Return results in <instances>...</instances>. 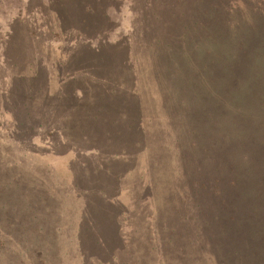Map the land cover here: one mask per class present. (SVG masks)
<instances>
[{
  "label": "rangeland",
  "instance_id": "rangeland-1",
  "mask_svg": "<svg viewBox=\"0 0 264 264\" xmlns=\"http://www.w3.org/2000/svg\"><path fill=\"white\" fill-rule=\"evenodd\" d=\"M129 1L0 0V264H264V0L220 11L240 98L228 62L190 107Z\"/></svg>",
  "mask_w": 264,
  "mask_h": 264
},
{
  "label": "trees",
  "instance_id": "trees-1",
  "mask_svg": "<svg viewBox=\"0 0 264 264\" xmlns=\"http://www.w3.org/2000/svg\"><path fill=\"white\" fill-rule=\"evenodd\" d=\"M235 3L236 0L129 1L130 9L133 10L134 24L140 29L138 43L140 40L143 43L142 46L146 48L147 54L145 55L149 54L150 58L160 60L158 62L164 63L170 72V86L159 93L168 92L171 104H175V99H177L176 104L180 106L186 104L190 107L192 103L212 100V96L216 98L218 87L208 86L205 88L204 78L206 77H202V70H206L208 67L212 68L213 72L209 78L215 80L222 74H229L226 70L228 62L229 65H233L232 73L236 72V74H232V79L220 82L230 86L231 90H228V93H231L230 96L235 95L237 99L240 98L245 86L241 87V83H245V81L238 77L234 61L242 62L244 57L242 48L239 47L244 45V40L241 38L242 32L244 33V22L228 20L220 14L221 10L231 12L236 7ZM106 7L104 6V9ZM212 19L213 23L211 24L210 20ZM88 25L96 28L99 26V24H95L98 26ZM211 26L216 32L208 31ZM80 27H84V24L75 29L79 31ZM161 42H167V50L161 47ZM221 44L224 46L219 47ZM257 48L248 52L245 57L256 61L257 66H263L264 70V35ZM262 81L264 82V74ZM189 94H192L195 99L189 101L188 97L191 98ZM189 119L190 114L188 113L184 117L185 123L183 122L186 127L181 129L183 135L188 133ZM117 142L111 145L114 149H116ZM114 152L117 151L107 153V156L112 157ZM221 209H223L222 206H219L217 215L222 213Z\"/></svg>",
  "mask_w": 264,
  "mask_h": 264
}]
</instances>
